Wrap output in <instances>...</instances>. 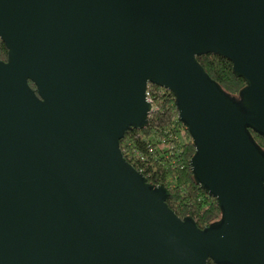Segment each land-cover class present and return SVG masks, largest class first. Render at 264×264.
<instances>
[{"label":"water","instance_id":"1","mask_svg":"<svg viewBox=\"0 0 264 264\" xmlns=\"http://www.w3.org/2000/svg\"><path fill=\"white\" fill-rule=\"evenodd\" d=\"M0 39V264H264V0H0ZM148 85L175 96L221 208L206 229L121 152Z\"/></svg>","mask_w":264,"mask_h":264},{"label":"trees","instance_id":"2","mask_svg":"<svg viewBox=\"0 0 264 264\" xmlns=\"http://www.w3.org/2000/svg\"><path fill=\"white\" fill-rule=\"evenodd\" d=\"M8 50L0 39V59L7 61ZM211 79L232 97H238L246 82L232 71V63L215 54L197 58ZM33 88H35L32 85ZM152 113L142 129H130L120 141L121 152L137 171L154 186L169 191L168 207L179 218L190 217L197 226L206 229L221 217L216 199L195 182L190 160L195 154L194 142L182 121L172 92L151 85ZM258 147L264 150V136L250 130ZM209 264H215L210 261Z\"/></svg>","mask_w":264,"mask_h":264},{"label":"built area","instance_id":"3","mask_svg":"<svg viewBox=\"0 0 264 264\" xmlns=\"http://www.w3.org/2000/svg\"><path fill=\"white\" fill-rule=\"evenodd\" d=\"M150 88H151V85H148V89H147V92H146V95L148 97V100L151 102L152 104V97H151V93H150Z\"/></svg>","mask_w":264,"mask_h":264}]
</instances>
